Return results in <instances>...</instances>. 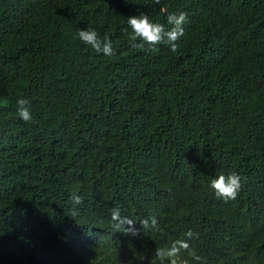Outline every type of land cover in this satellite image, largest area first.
I'll return each instance as SVG.
<instances>
[{
  "label": "trees",
  "instance_id": "16d2710c",
  "mask_svg": "<svg viewBox=\"0 0 264 264\" xmlns=\"http://www.w3.org/2000/svg\"><path fill=\"white\" fill-rule=\"evenodd\" d=\"M173 11L178 51L130 46L128 17ZM230 171L225 202L210 180ZM189 229L188 264H264V0H0V264H161Z\"/></svg>",
  "mask_w": 264,
  "mask_h": 264
},
{
  "label": "clouds",
  "instance_id": "9594fccd",
  "mask_svg": "<svg viewBox=\"0 0 264 264\" xmlns=\"http://www.w3.org/2000/svg\"><path fill=\"white\" fill-rule=\"evenodd\" d=\"M156 3H159V0H156ZM186 22V12H168L167 24L171 26L170 28H166L162 23L152 21L144 13H141L139 16L128 17L127 24L131 29V35L129 36L130 46L134 49L155 51L157 50V45L167 44L172 52H176L179 49L177 41L184 35V24ZM127 31L128 29H125L126 33ZM76 36L83 44L90 46L96 53H102L106 56L115 54L112 41L107 37L101 38L99 33L93 28L88 27L86 30L79 29ZM17 112L23 121L30 122L33 120L31 103L28 99L20 98L17 100ZM242 179L241 175L236 171H230L227 174L221 172L210 180V187L218 198L227 202L237 198L242 188ZM72 199L76 205L82 202L81 197L76 193H73ZM110 217L112 228L115 232L123 228L127 234L134 236L140 234V230L134 227L135 221L123 216L119 207L110 209ZM140 223L143 232L158 227L156 217L145 218ZM125 225L130 227H125ZM185 237L186 239L173 241L168 247H158L156 249L155 256L161 264H164L165 261H167V264H188V261L181 256L182 251L188 252L196 261L201 260V257L196 255L194 250L190 251L189 243L193 238L198 239L199 234L189 229L185 233Z\"/></svg>",
  "mask_w": 264,
  "mask_h": 264
}]
</instances>
